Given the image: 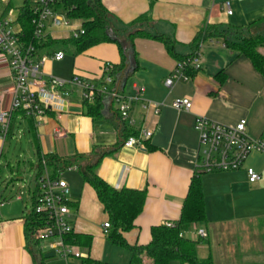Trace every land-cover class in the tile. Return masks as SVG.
<instances>
[{"label": "crops", "instance_id": "1", "mask_svg": "<svg viewBox=\"0 0 264 264\" xmlns=\"http://www.w3.org/2000/svg\"><path fill=\"white\" fill-rule=\"evenodd\" d=\"M23 2L0 1V23L9 20L13 23L12 28L18 31L16 18ZM225 2L229 3L231 15H227ZM102 4L124 25L146 15L151 22L148 31L172 36L178 44L177 53L182 55L190 53L188 45L201 28H244L264 17V0H102ZM53 30L49 35L52 39H66L70 35L60 30L54 33ZM262 30V26L254 27L251 34ZM133 51L137 70L120 89L126 98H137L131 102L129 109L134 121L132 127L120 122L115 106L107 101H104L100 118L87 116L80 93L74 88L65 98L67 104L62 102L52 106L41 124L34 125V132H30L28 119H23L20 114L16 113L12 121L19 125L26 123L36 157L38 147L43 155L52 154L58 159L74 162L72 167L80 172L79 169L88 161H94L97 155H104L96 170L101 180L117 190L145 193L143 210L136 226L123 237L129 246L140 249V264H152L143 250L150 241V228L179 220L191 178L201 174L195 168L198 149L195 119L202 117L229 127L244 120L247 136L253 140L262 139L264 76L255 71L247 58L236 56L221 40L214 39L202 45L196 59L199 69L193 68L192 75L184 73L186 81L180 78L167 88L164 81L171 77L177 62L166 53L164 46L154 40L136 39ZM63 52L72 55L68 77L57 75L54 69L55 64L65 60V55L62 61L43 65L46 77L56 75L59 79H70L78 75L95 81L102 76L105 64L116 65L120 60L117 48L106 43L79 55ZM258 52L264 56V46L259 47ZM220 71L225 75L222 84L215 78ZM12 86L13 78L7 60L0 56V97L5 105L10 99L7 90ZM184 98L192 103L189 111L171 108L172 101ZM147 102L163 104L158 115L145 108ZM127 129L137 132L138 136L145 130L151 131L152 135L142 141V148H124L122 143ZM6 139H0V264H38L41 259L43 264H71L70 261L77 259L64 260L54 256L46 243L27 245L24 218L31 209L36 174L32 178L33 183L29 184L28 210L27 204L23 203L22 192L7 194L8 189L22 177L19 168L10 164L12 159L2 160ZM38 164L35 170H38ZM10 167L17 174L5 188L13 177L9 173ZM31 167L33 169V165ZM244 168L253 169L261 179L249 183L245 169L200 176L206 219L193 225L183 235L193 242H205V245L196 247L199 259L211 257L213 264H264V152L251 153ZM67 170H60L61 178ZM66 183L70 200L76 205L71 210V226L75 233L92 237L90 249L78 248L82 254L79 264L85 257L108 264H130L131 253L106 240L109 231L103 229V224L108 219L94 190L83 181L81 184ZM199 231H204L206 236L199 238ZM199 253H202L201 256Z\"/></svg>", "mask_w": 264, "mask_h": 264}, {"label": "trees", "instance_id": "2", "mask_svg": "<svg viewBox=\"0 0 264 264\" xmlns=\"http://www.w3.org/2000/svg\"><path fill=\"white\" fill-rule=\"evenodd\" d=\"M31 6L32 0H24L18 9L16 22L21 27L20 41L25 45H33L38 54L41 50H46L47 54L55 50L65 52L71 50L74 55H79L92 47L105 43L112 44L117 48L120 56L119 63L116 65L108 64L110 70L96 82L97 87L104 84L101 80L103 77L112 78L116 82H120L121 78L126 81L137 70L133 51V42L136 39H149L161 43L171 58L177 63L185 65L183 72L188 75L193 74L191 62L199 56L202 45L208 41L218 39L236 56L247 58L255 71L264 76V56L258 52V48L264 46V30L260 33L251 34L252 28L264 27V17L244 28L231 26H206L201 28L188 45L190 53L182 55L177 53L176 47L178 44L172 36L148 31L147 28H151V22L146 15H141L128 24H121L104 8L102 0H55V8L64 12L68 19L78 22L84 34L77 39H52L49 35H46L43 39L37 40L34 38ZM128 44H130L133 52V62H130L127 56ZM215 78L219 84H222L225 80L223 71L218 72ZM103 107L104 101L100 96H97L91 103H83L85 114L92 119H98L102 116ZM18 114L23 119H28L30 132H34V120L26 118L23 113ZM127 131L128 133L124 136L125 140L129 137L138 136L135 131L128 129ZM36 154L39 161L43 158L46 160L53 172L74 166V162L70 160H61L52 154H41L38 147H36ZM103 156L97 155L94 161H88L82 169H79L82 181L94 190L103 212L107 216L109 232L106 240L113 246L129 251L132 255L130 264H140L138 258L140 249L129 246L123 235L135 228L136 220L143 210L145 193L127 189L117 190L101 180L96 170ZM201 174H196L191 178L179 220L175 223L155 225L150 228V241L143 250L147 257L151 259L152 264H213L211 257L203 260L197 257L196 246L199 241L193 242L183 236L193 225L205 222L206 219ZM67 205L71 209L76 207L75 203L71 201ZM24 227L27 245L29 247L37 245L38 241L34 238V235L38 225L36 224V216L31 211L24 218ZM65 242L71 247L88 250L91 247L92 237L90 235H79L71 231L65 237ZM38 264H43V259L38 260ZM81 264L108 263L85 257L81 260Z\"/></svg>", "mask_w": 264, "mask_h": 264}, {"label": "built area", "instance_id": "3", "mask_svg": "<svg viewBox=\"0 0 264 264\" xmlns=\"http://www.w3.org/2000/svg\"><path fill=\"white\" fill-rule=\"evenodd\" d=\"M5 1V0H0ZM55 0H32L31 12L33 16L34 38L43 39L50 35V30H60L70 33L67 38L77 39L84 34L79 23L68 19L64 12L54 6ZM227 15H231L229 3L225 2ZM1 10V5H0ZM74 22V23H73ZM9 20L0 23V56L5 58L13 78V86L7 90L10 99L7 105L0 97V139L4 141L9 133L12 117L16 113H23L26 118H32L35 126H39L52 106L66 103V96L70 89H77L82 103H91L97 96L103 101L111 103L116 108L122 124L132 127L133 119L129 109L132 101L120 92V83L112 78L103 77L104 83L96 86L99 80L91 81L78 75L63 81L53 77H46L42 67L47 62H59L64 58L61 50L51 52L46 56H39L36 48L25 45L20 41L21 27L14 30ZM197 59V58H196ZM191 62L192 68L198 70L197 60ZM183 63H177L170 78L164 81L167 88H171L174 81L182 78L187 80ZM109 65H104L102 75L109 72ZM106 75V74H105ZM137 92L138 90L135 89ZM67 104V103H66ZM163 104L147 102L145 108L158 115ZM192 103L189 99H175L171 108L176 111H189ZM194 130L198 138V149L195 168L202 174L228 173L245 169L249 183L258 182L261 176L251 168H244L245 162L253 152H264V137L259 140L250 139L246 134V123L239 121L234 126H223L208 119L197 117ZM152 135L149 130L142 131L138 137H129L123 141L124 148H142V141ZM34 178V192L30 211L36 216L38 228L34 238L38 242L47 244L56 257L64 260L69 258L81 259L78 248L66 244L65 237L74 231L71 226L72 209L69 187L61 177L60 170L52 172L46 160L39 161ZM68 170H76L68 167ZM1 207V204H0ZM168 226H170L168 224ZM103 229L108 230L109 224L104 223ZM204 231L198 232V237H205Z\"/></svg>", "mask_w": 264, "mask_h": 264}, {"label": "rangeland", "instance_id": "4", "mask_svg": "<svg viewBox=\"0 0 264 264\" xmlns=\"http://www.w3.org/2000/svg\"><path fill=\"white\" fill-rule=\"evenodd\" d=\"M154 1V0H152ZM74 23V22H73ZM54 33H57L58 30H53ZM69 52H71V50H69ZM47 51L46 50H41L39 51V55L40 56H46ZM71 62H72V55L70 54H66L65 55V60L62 63L59 64H55V71H57V75L59 76H63L65 75V77L67 78L68 75L71 72ZM77 62H76V67H77ZM56 76V75H55ZM50 76L56 79L58 76ZM59 79V80H69V79ZM12 134V137L11 135ZM4 153H3V159L5 158L7 160L12 159L13 162H11L10 164L13 166L16 165L17 169L19 168L20 170V174L22 177L21 181H16V183L13 184V186H11L8 189L7 194H11L13 195L16 192H22L23 196V203L27 204L28 206V210H29V196H28V189H29V184L33 183V179L37 170L34 169V167L38 164V159L33 151V147H32V140H31V134L27 128L26 123H22V125L19 124H15L14 121L11 122V129H10V133L5 141V145H4ZM3 164V162L1 163V165ZM33 165V169L32 166ZM19 172V171H18ZM1 176V174H0ZM62 178L65 179L66 181H68L69 183H79L81 184L82 182V176L80 172H77L76 170H67L64 171L62 173ZM31 182V183H30ZM70 183V184H71ZM32 187V186H31ZM43 243V242H42ZM205 245L204 241H201L197 244L196 247H198V245ZM85 251V250H84ZM83 251V252H84ZM202 253H199V256H201ZM40 259V258H39ZM70 263H74V264H79L78 259L77 260H72L70 261Z\"/></svg>", "mask_w": 264, "mask_h": 264}, {"label": "water", "instance_id": "5", "mask_svg": "<svg viewBox=\"0 0 264 264\" xmlns=\"http://www.w3.org/2000/svg\"><path fill=\"white\" fill-rule=\"evenodd\" d=\"M128 47L129 48H128V51H127V56L129 58V61L133 62V52L131 50L130 44H128ZM122 77H123V75H122ZM120 80H121L119 82L120 83V89H123L124 86H125V81H123V78H121ZM9 169H10L9 173L13 174V177L11 179H9V181L6 183L5 188L8 187L11 184V182H13L15 180L14 176L17 174L16 171H14L12 167H10Z\"/></svg>", "mask_w": 264, "mask_h": 264}]
</instances>
